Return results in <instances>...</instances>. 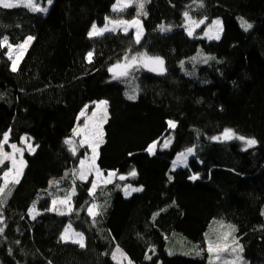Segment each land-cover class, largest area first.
<instances>
[{"label": "trees", "instance_id": "1", "mask_svg": "<svg viewBox=\"0 0 264 264\" xmlns=\"http://www.w3.org/2000/svg\"><path fill=\"white\" fill-rule=\"evenodd\" d=\"M116 2L53 0L47 13L0 8V38L16 46L34 37L15 72L9 50L0 48V134L10 133L9 144L28 137L35 146L3 206L0 264H118L117 247L133 264H214L207 235L215 222L235 228L248 264H264V0H147L146 16L137 0L118 12ZM185 12L204 21L192 36ZM241 18L253 27L244 31ZM134 19L144 27L139 43L132 30L88 35L93 24ZM215 20L223 31L208 41ZM145 54L162 58L165 74L137 66L113 78L110 69L125 56ZM103 100L109 117L97 163L117 176L93 196V179L73 183L72 175L88 149L73 154L65 140L82 111ZM224 129L258 143L245 151L243 141L211 139ZM153 142L154 155L147 151ZM193 146L188 167L173 169ZM9 168L0 166V186ZM133 169L137 176H128ZM193 174L199 179L190 180ZM129 184L143 190L125 196ZM73 187L72 211H49ZM93 203L100 206L95 222L87 212ZM68 225L83 234L84 248L61 241Z\"/></svg>", "mask_w": 264, "mask_h": 264}, {"label": "snow or ice", "instance_id": "2", "mask_svg": "<svg viewBox=\"0 0 264 264\" xmlns=\"http://www.w3.org/2000/svg\"><path fill=\"white\" fill-rule=\"evenodd\" d=\"M147 0H137L138 3V8H139V14L147 15L146 12H144V7L145 3ZM53 3V0H47V4L51 5ZM131 3V0H127L126 3H124L121 6V0H117L116 4L113 5V11H123L125 8H127ZM26 7L30 9L32 12H42V13H47L48 8L47 7H41L36 0H0V8L3 9H14L17 7ZM201 6H202V0H201ZM185 18L189 21V25L187 28V33L189 36H192L194 34V28L199 27L200 24L204 23L203 20L200 21H195L192 20V18L189 16L188 12L184 13ZM216 25L220 24V21H215ZM111 25V27L109 26ZM129 26L135 27L136 28V35H135V42L139 43L140 38H141V28H140V21L139 19H134L132 21H124V20H108L107 23L103 27H97V25L93 24L91 31L88 33L89 37H95V36H102L104 35L105 32H116L118 29L122 30L123 32L127 33L129 31ZM241 27L244 29V31H248L253 27L251 23H248L247 21L243 20L241 18ZM159 30L161 32H168L171 31V26H165L164 24L159 25ZM212 31L210 28L208 32L205 33L206 36H209L210 39H220L219 32L222 31V29H217V32L214 36H210L209 33ZM34 40V37L28 36L22 43L16 45V49L19 52V55L14 59L12 55V50H13V45L9 42L8 36H3L0 38V48L6 47L9 51L7 53L8 58L12 61L11 65V70L13 72L17 71L18 69V60L20 56L23 55L24 51L27 50V47L31 44V42ZM93 53L89 52L87 54V59L89 62L92 60ZM197 58L194 57L193 60H196ZM208 59H214V57H202L201 62L207 63ZM149 64H155L160 66V71H163V64L164 61L162 58L159 57H146L145 55H139V56H131L130 58L128 56L124 57V62L123 63H117L110 71L113 72L114 79H119L122 76H127L130 72V70L134 67L137 66H144L148 67ZM117 69H120L121 71L117 72ZM151 71H157L155 67L150 68ZM137 97L135 94H131L128 96V99L130 100H135ZM105 105L104 108V117L103 119L106 120V114H107V102H101ZM99 107V106H98ZM93 116L96 115L94 112L92 114ZM169 128L174 129L176 127V123L174 121H168ZM89 128L88 124H85L83 128H77L74 130L73 135L74 136H81L83 134L84 138L79 142L80 146H83L87 144L91 149H92V156L88 159V162L86 163L85 160H80L79 168L74 169L72 172V175L74 177L73 183H75V179H79L81 181L87 180V178L95 173V181L91 184L90 188V194L93 196L95 195V191L98 187L101 185H106L110 184L113 182V178L117 176V173L115 171L109 172L106 178H103V173L100 171V169L96 166L95 160L98 155L97 153V148L99 147V141L93 142V139L96 137H102L103 133L102 130H97L93 132L91 135L93 139H90L89 133L87 129ZM9 134L10 133H3L0 134L2 136V140H0V165H3L5 161H10L11 162V168L3 172L2 179H3V185L0 186V225L4 224V218H3V206L4 203L6 202V197L8 194H10V185L13 184H18L19 183V177L22 175L23 168H24V161L22 159L24 151H30L34 152L35 149L33 148L31 143H27L28 138L24 137V142L27 145V147L20 146L18 147L17 144L11 143L10 148L12 149V152H6L4 150V145L9 144ZM212 140L218 141V142H225V141H231L233 139L244 141L245 143V148L244 150L246 151L248 148L254 147L258 141L255 138H245L243 136L238 135L237 133L234 132L232 129H224L221 135L211 137ZM158 142H153L152 145H150L147 148V151L150 154H155V150L157 147ZM171 141L166 140L162 147L163 148H168L170 145ZM65 144H67L70 148V150L73 152V154L76 153V144L74 143L73 139H67L65 140ZM190 156H195V146L187 148L185 151L180 152L175 160L173 161V169L179 166L183 167H188V158ZM67 176V173L65 174ZM128 176L130 177H136L137 172L133 169L128 173ZM128 176L125 175H120L118 177L119 180L123 181L128 178ZM171 179V177H170ZM190 180H197L199 179L198 174H193L189 177ZM58 184L59 182L56 181L54 182ZM7 190V191H6ZM123 192L125 196H130L133 192H139L143 190V187H133L132 185H125L123 187ZM75 194V188L73 187L71 193H66L63 199H53L51 201L52 207L49 209V211H58L56 205L61 204V205H70V200L71 196ZM35 205H33V208L30 209V213L34 211ZM72 211L71 207H68V213ZM87 212L89 216L93 218V222H95V217L100 215V206L93 203L87 208ZM60 215H65L66 213L64 211L59 212ZM35 219V215L32 217ZM71 229V225H69L68 228H66L61 235L60 239L61 241L67 243V242H72L74 244L79 245V247L84 248L85 247V242H84V236L82 233H75L74 236L69 235V231ZM234 231V229H233ZM4 232V228L0 226V235H2ZM230 233H225L223 239L225 241L228 240ZM233 243L236 244L235 247H231L230 251L234 255V258L231 262L225 261V264H245L243 261L242 256L240 255L243 252V247L238 244V242L233 241ZM208 251L210 253H214L216 255V259H220V253L221 252H226L229 251V245H224L221 247L220 245H217L215 248L212 246V244H209ZM117 253H120L123 255L119 247L116 249ZM149 259L151 257H148ZM113 259H116V254H113ZM131 264V262H129Z\"/></svg>", "mask_w": 264, "mask_h": 264}, {"label": "rangeland", "instance_id": "3", "mask_svg": "<svg viewBox=\"0 0 264 264\" xmlns=\"http://www.w3.org/2000/svg\"><path fill=\"white\" fill-rule=\"evenodd\" d=\"M36 2H37L41 7H47L48 10H49L50 7H51V5H48V4L44 5V3L42 2V0H36ZM126 2H127V1H121V6H122L124 3H126ZM131 4H132V3H130V5H129L128 7H130ZM22 7H23V6H22ZM128 7H127V8H128ZM35 13H41V12H35ZM139 21H140V19H139ZM215 21H217V20H215ZM215 21H214L210 26H208L207 29H206V32H208V30H209L210 28L212 29V31L209 33L210 36H214V35L216 34L218 28H219V29H222V31H223V25H222V22H221L220 20H218V21H220V24H219V25H216V24H215ZM203 24H204V23L200 24L199 28H200ZM188 25H189V22H188ZM109 26L111 27V25H109ZM140 28H141V31H142L141 38H140V40H141L142 37L144 36V27H143L141 21H140ZM197 28H198V27H195V28H194V32L196 31ZM130 30H133L134 33L136 34V28H135V27L129 26V31H130ZM119 31H122V30H119V29H118L116 32H119ZM129 31H128V32H129ZM222 31L219 32V35H220V36H221V34H222ZM107 33H113V32H105L104 35L107 34ZM95 37H96V36H95ZM204 37H205L208 41H217V39H210L209 36H206V35H205ZM32 42H33V41H32ZM32 42H31V44H32ZM31 44L27 47V50L30 48ZM27 50L24 51V53H23L22 56H20V58H19V60H18V67H19V65H20V63H21L23 57L25 56ZM12 55H13V58H14V59L19 55V52H18V50L16 49L15 46L13 47ZM136 56H139V55H136ZM146 57H151V56H147V55H146ZM153 58H155V57H153ZM159 58H160V57H159ZM163 61H164V60H163ZM139 67L144 68V69H146L147 71L152 72V73H155V74H165V72H166L165 62H164V64H163V71H162V72L160 71V66H159V65H155V64H149L148 67H144V66H139ZM152 67H155V68L157 69V71H151L150 68H152ZM119 71H121V70H120V69H117V72H119ZM101 102H104V100H103V101H100V102H96L92 107H86V108L82 111V113H81V115H80L81 123H79V124L76 126V128H75V129H77L78 127H79V128H83L85 124H88L89 128L87 129V131H88V133H89V137H90V139H93V137H92V135H91L93 132H95V131H97V130H102V133H103L102 137H96V138L93 139V142H97V140L102 141V142H99V147L97 148V153H98V154H99L100 146H101V144H102L103 141H104V127H105V125H106V123H107V120H108V117H109L108 106L106 105V108H107L106 120L103 119V117H104V108H105V105H104L103 103H101ZM98 106H99V107H98ZM94 112L96 113L95 116L92 115ZM27 138H28V137H27ZM83 138H84V136H83V134H82L81 136H74V135H73V137H72L71 139H73L74 143L76 144V149H77V148H81V147H85V148L88 149V155H87L86 158L84 159V160L86 161V163H87V162H88V159L92 156V149H91L87 144H85V145H83V146H80V143H79V142H80ZM243 142H244V141H243ZM27 143H31L32 146H33V148L35 149V146H34V144H33V141H32L30 138H28ZM17 146H18V147L23 146V147H25V148L27 147V145H26L25 142H24V139L21 141V144H20V145H17ZM4 150H5L6 152L11 153V152H12V149L10 148V144H6V145H4ZM26 153H33V152H30V151H24L23 156H22V159H23V161H24V165H26V161H25V154H26ZM195 155H196V149H195ZM192 157H194V156H190V157L188 158V161H189V159H191ZM97 160H98V155H97L96 160H95V164H96V166L98 167ZM6 162H8V163L10 164V168H11V162H10V161H5L4 163H6ZM4 163H3V164H4ZM0 166H2V165H0ZM98 168H99V167H98ZM24 169H25V166H24V168H23V172H24ZM100 171H101V170H100ZM23 172H22V175H23ZM101 172H102V171H101ZM102 173H103V178H106L107 175H108V173H104V172H102ZM22 175H21V176H22ZM21 176L19 177V179L21 178ZM90 176H92V177H93V180L95 181V179H96V177H95V173H93V174L90 175ZM90 176H89V177H90ZM89 177H88V178H89ZM88 178H87V179H88ZM113 180H114V178H113ZM71 204H72V203H71V200H70V205H61V204H57L56 207H57V209H60V210H64V209H65V210H68V207H69V206L71 207ZM68 227H69V225H68L66 228H68ZM233 229H234V231H233ZM75 233H80V232L76 231V230L73 229V227L71 226V229H70V231H69V235H70V236H74ZM225 233H230V235H229L227 241H225V240L223 239ZM233 241L238 242V241H237V237H236V231H235V228H234L233 226H231V225H227V224H224V223H221V222H215V223H213V224L211 225V227H210V229H209V232H208V235H207V246L209 247V244H210V243L212 244V246H213L214 248H215L217 245H220L221 247H223V246L226 245V244L229 245V251L221 252V253L219 254V255H220V259H216V255H215L214 253H211V254H213V256H214V260H215V261H214V262H215L214 264H225V261H226V260L229 261V262H231V261L233 260L235 254H232L231 251H230V248H231V247H235V246H236V244L233 243ZM69 242H70V241H69ZM70 243H72V242H70ZM238 244L240 245L239 242H238ZM240 246H241V245H240ZM121 252L123 253V251H121ZM180 253H181V252H180ZM240 255L242 256L243 261L245 262V264H248V262H247V261L245 260V258L243 257L242 253H241ZM115 261H116L118 264H129V262H131V261L127 258V256H126L124 253H123V255H121L120 253H117V252H116V259H115ZM131 264H133V263L131 262Z\"/></svg>", "mask_w": 264, "mask_h": 264}, {"label": "bare ground", "instance_id": "4", "mask_svg": "<svg viewBox=\"0 0 264 264\" xmlns=\"http://www.w3.org/2000/svg\"><path fill=\"white\" fill-rule=\"evenodd\" d=\"M131 31V30H130ZM133 31V30H132ZM136 35V34H135ZM143 38V37H142ZM35 152V151H34ZM33 152V153H34ZM33 153H29V154H33ZM26 155V154H25ZM86 158V157H85ZM84 160V159H83ZM25 161H26V159H25ZM98 162V161H97ZM25 168H26V165H25ZM25 170V169H24ZM24 173V172H23ZM22 177V176H21ZM90 178H92L93 179V177L92 176H90L87 180H89ZM20 180V179H19ZM87 180H85V181H87ZM93 182H94V180H93ZM59 199H63V198H59ZM59 199H57V200H59ZM71 203H72V197H71ZM71 209H72V204H71ZM65 210V209H64ZM66 211H68V210H66ZM67 243H70V242H67ZM74 244V243H73Z\"/></svg>", "mask_w": 264, "mask_h": 264}, {"label": "crops", "instance_id": "5", "mask_svg": "<svg viewBox=\"0 0 264 264\" xmlns=\"http://www.w3.org/2000/svg\"><path fill=\"white\" fill-rule=\"evenodd\" d=\"M98 157H99V154H98ZM98 161V160H97Z\"/></svg>", "mask_w": 264, "mask_h": 264}]
</instances>
